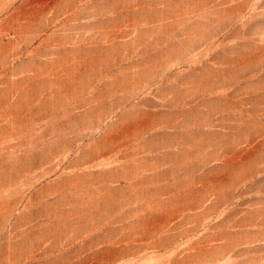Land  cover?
I'll use <instances>...</instances> for the list:
<instances>
[{"label":"rangeland","instance_id":"374dc122","mask_svg":"<svg viewBox=\"0 0 264 264\" xmlns=\"http://www.w3.org/2000/svg\"><path fill=\"white\" fill-rule=\"evenodd\" d=\"M0 264H264V0H0Z\"/></svg>","mask_w":264,"mask_h":264}]
</instances>
